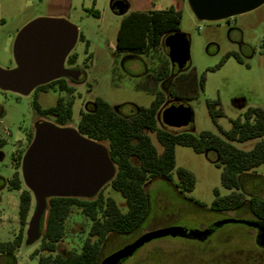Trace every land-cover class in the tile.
I'll return each mask as SVG.
<instances>
[{
    "label": "rangeland",
    "instance_id": "1",
    "mask_svg": "<svg viewBox=\"0 0 264 264\" xmlns=\"http://www.w3.org/2000/svg\"><path fill=\"white\" fill-rule=\"evenodd\" d=\"M114 1L0 0L1 69L15 66L12 49L15 37L23 27L15 32L23 15L38 13L40 16L36 18L64 19L83 36V40L77 39L70 52L77 56L75 63H64L65 68L80 72L76 81L63 78L73 88L71 94L49 89L38 92L35 97L33 90L28 94H18L0 89V138L6 141L0 148V242L11 240L19 228L17 204L20 192L8 191L6 187V181L14 171L11 154L16 146H25L27 135L34 132L36 124L50 122L56 125L52 117L38 115L33 106L34 99L41 109L55 105L59 96L71 100L72 115L65 127L75 129L80 111L92 109L96 98L103 99L111 107H148L156 93L161 92L165 96L162 109L178 101L191 110L192 117L180 127H168L159 119L160 126L174 133L187 131L195 136L203 131L221 136L220 131L229 130L231 120L242 117L249 107L264 111V3L230 18L205 21L196 18L187 0H121L125 4L121 14L111 9ZM170 6L180 11L178 30L187 38L189 60L184 69L170 70L166 78L158 80L160 66L168 60L162 44L146 54L117 52L114 47L120 21L128 13L164 10ZM227 53L238 56L241 62L229 56L219 66ZM170 91L176 98L168 95ZM216 100L218 106L215 109H219L221 115L214 122L207 101ZM150 137L160 153L161 146L155 136L150 134ZM254 143L251 140L234 145L249 150ZM174 156L175 168H184L193 175V190L180 193L176 189L178 181L174 172L170 181H149L146 191L150 210L146 220L131 235L109 236L101 244V260L151 231L171 227L198 231L224 219H254L247 201L254 195L264 198V165L255 169L257 177L244 179L242 193L245 202L241 208L215 211L211 207L215 198L213 191L217 189L220 197L231 191L221 186L220 168L214 163V154L196 153L190 147L177 145ZM23 186L26 187L24 183ZM102 194L111 197L122 212L126 211L125 200L118 192L105 187ZM34 206L35 201L28 221ZM27 225L20 248L12 256H0V264H37L32 253L38 248L39 240H27ZM89 227V219L73 208L66 219L65 234L57 252H78ZM123 264H264V249L256 244L254 229L239 223H227L205 241L170 236L152 239Z\"/></svg>",
    "mask_w": 264,
    "mask_h": 264
},
{
    "label": "trees",
    "instance_id": "2",
    "mask_svg": "<svg viewBox=\"0 0 264 264\" xmlns=\"http://www.w3.org/2000/svg\"><path fill=\"white\" fill-rule=\"evenodd\" d=\"M97 15V14H96ZM180 11L170 6L164 10L147 12L132 11L121 21L117 30L115 51L132 54H146L158 45H163L164 36L179 32ZM78 39L83 36L78 33ZM166 52V51H165ZM167 55V54H166ZM234 56L227 53L220 61ZM76 54L69 53L66 63L76 61ZM168 58V57H167ZM171 69L169 60L160 66L158 80L166 78ZM203 85V77L200 80ZM57 89L71 94L73 88L63 78L39 85L33 89L35 97L40 91ZM168 95L176 98L171 91ZM165 102V96L158 92L148 107H111L101 98H96L92 109L80 111L76 130L83 136L103 144L115 167L112 179L91 198L51 197L46 201V210L40 222L39 246L32 253L37 264H98L101 260V244L111 235H131L137 232L146 220L150 210L147 183L154 179L170 181L174 172L180 193H189L194 187L193 175L184 168H175L174 148L177 145L190 147L196 153L211 152L215 165L220 168L221 186L231 193L219 196L213 191L214 200L211 207L215 211L241 208L242 189L246 177H257L255 169L264 165V111L249 107L242 117L231 120L229 130L220 131L221 136L203 131L198 136L187 131L172 132L160 126L159 113ZM33 106L42 118L52 117L57 126L65 127L71 119L72 101L59 96L55 105L41 109L34 99ZM212 120L221 115L218 101H207ZM128 108L125 112L123 109ZM153 134L161 146L159 153L152 143ZM33 132L28 133L26 144L16 146L11 154L13 174L6 181L8 191H19L17 204L18 231L11 240L0 242V256H12L20 248L24 238L34 198L23 186L20 172L22 156L30 144ZM254 140L253 147L244 150L234 143ZM6 141L0 138V148ZM20 143V142H18ZM264 183V177L263 181ZM105 187L118 192L125 200L126 211L122 212L115 201L102 191ZM199 206L200 203L196 202ZM248 209L254 222L264 225V198L250 196ZM77 208L90 221L87 237L80 250L67 251L64 255L57 252L58 244L65 234L66 219L71 210ZM249 227V226H248ZM252 228V227H251ZM253 229V228H252ZM152 232V231H151Z\"/></svg>",
    "mask_w": 264,
    "mask_h": 264
},
{
    "label": "water",
    "instance_id": "3",
    "mask_svg": "<svg viewBox=\"0 0 264 264\" xmlns=\"http://www.w3.org/2000/svg\"><path fill=\"white\" fill-rule=\"evenodd\" d=\"M199 20L217 21L253 10L264 0H187ZM111 9L121 14L125 4L115 0ZM78 39L77 28L64 19L36 18L26 23L13 43L15 66L0 68V89L28 94L35 87L50 81L67 78L78 80L80 72L65 68L64 63ZM163 45L173 70H182L189 60V44L180 32L168 35ZM192 117L191 110L172 102L159 113V119L168 127H180ZM21 177L31 192L35 206L28 221L26 237L29 242L39 236L40 222L51 197L91 198L108 183L115 173L107 148L81 135L76 129L61 127L50 122L36 124L33 137L26 148L20 166ZM227 223H239L257 228L256 244L264 247V225L246 220L224 219L212 228ZM209 230L191 231L165 228L141 235L132 243L100 260L98 264H123L146 242L163 237L199 238Z\"/></svg>",
    "mask_w": 264,
    "mask_h": 264
},
{
    "label": "flooded vegetation",
    "instance_id": "4",
    "mask_svg": "<svg viewBox=\"0 0 264 264\" xmlns=\"http://www.w3.org/2000/svg\"><path fill=\"white\" fill-rule=\"evenodd\" d=\"M66 61V60H65ZM216 222H213V223H210V224H208L204 229H202V230H198L199 232H201V231H204V230H209V234L208 235H206V236H202V237H199V238H190V237H181V238H187V239H193V240H196V241H205L217 228H219V227H221V226H219V227H215V228H212L211 226H213L214 224H215ZM246 226V225H245ZM248 227V226H247ZM251 228V227H250ZM254 230H255V232H256V235L259 233V230L257 229V228H253ZM258 247H260V248H262V249H264V247H261V246H258ZM65 254V253H64ZM63 254V255H64Z\"/></svg>",
    "mask_w": 264,
    "mask_h": 264
},
{
    "label": "crops",
    "instance_id": "5",
    "mask_svg": "<svg viewBox=\"0 0 264 264\" xmlns=\"http://www.w3.org/2000/svg\"><path fill=\"white\" fill-rule=\"evenodd\" d=\"M40 15H38V13H28L27 15H23L22 21L19 24V26L17 27L16 31L17 32L22 26H24L27 22H29L30 20L39 17ZM48 16H57V15H48ZM62 16V15H61Z\"/></svg>",
    "mask_w": 264,
    "mask_h": 264
}]
</instances>
